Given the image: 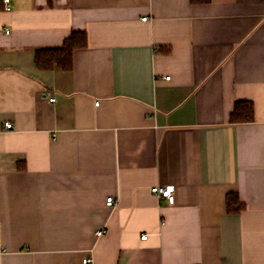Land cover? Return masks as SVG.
Here are the masks:
<instances>
[{
  "label": "crops",
  "instance_id": "1",
  "mask_svg": "<svg viewBox=\"0 0 264 264\" xmlns=\"http://www.w3.org/2000/svg\"><path fill=\"white\" fill-rule=\"evenodd\" d=\"M10 5L0 264H264V0ZM74 31L72 70L39 69ZM237 101L252 122L230 121ZM168 185L173 205L151 192Z\"/></svg>",
  "mask_w": 264,
  "mask_h": 264
},
{
  "label": "trees",
  "instance_id": "2",
  "mask_svg": "<svg viewBox=\"0 0 264 264\" xmlns=\"http://www.w3.org/2000/svg\"><path fill=\"white\" fill-rule=\"evenodd\" d=\"M3 1V0H2ZM194 4H207L212 0H191ZM1 3V0H0ZM89 45V39L84 31H74L66 39L63 45L58 48H46L36 51V64L39 69L47 70L55 66L65 70H72L75 50L85 49ZM159 53L170 54L169 48L161 47ZM254 120V106L251 101H237L235 110L230 117L233 124L250 123ZM227 208L229 213L238 214L246 209L241 201L239 194H230L227 199Z\"/></svg>",
  "mask_w": 264,
  "mask_h": 264
},
{
  "label": "built area",
  "instance_id": "3",
  "mask_svg": "<svg viewBox=\"0 0 264 264\" xmlns=\"http://www.w3.org/2000/svg\"><path fill=\"white\" fill-rule=\"evenodd\" d=\"M3 4L5 6V10L10 11L11 10V5H10V0H3ZM143 21H146V19H143ZM166 79H169L168 77ZM52 102L55 101V99H51ZM98 104V103H97ZM5 127L7 129H13V125L11 123H6ZM151 192L155 194L156 196H159L162 199H165L168 201L169 204L173 205L175 204L176 201V195L175 193V187L173 185H168V186H154L151 188ZM115 203V199L113 197L108 198L107 200V205L112 206ZM103 234V230H98L96 235L100 236ZM142 239H146V236H142ZM92 260L91 259H85L84 263L85 264H91Z\"/></svg>",
  "mask_w": 264,
  "mask_h": 264
}]
</instances>
